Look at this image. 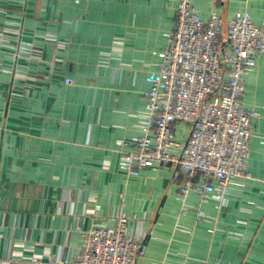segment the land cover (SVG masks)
I'll use <instances>...</instances> for the list:
<instances>
[{
    "label": "crops",
    "instance_id": "crops-1",
    "mask_svg": "<svg viewBox=\"0 0 264 264\" xmlns=\"http://www.w3.org/2000/svg\"><path fill=\"white\" fill-rule=\"evenodd\" d=\"M192 3L203 19L218 14L226 25L249 13L264 24V0ZM177 6L0 0V264L72 260L95 227H115L121 216L127 234L143 240L137 264H264V54L241 101L258 114L252 178L234 179L223 201L191 192L184 210L187 177L175 181L173 166L122 169L145 135L144 93ZM190 130L175 124V139L184 144Z\"/></svg>",
    "mask_w": 264,
    "mask_h": 264
},
{
    "label": "built area",
    "instance_id": "built-area-1",
    "mask_svg": "<svg viewBox=\"0 0 264 264\" xmlns=\"http://www.w3.org/2000/svg\"><path fill=\"white\" fill-rule=\"evenodd\" d=\"M166 38L159 72L149 77L144 93L145 135L133 139L122 169L134 174L151 163L173 166L175 181L187 177L179 195L188 210L191 192L201 202L212 194L223 201L234 179L252 178L248 164L258 114L241 101L246 76L264 54V24L255 23L249 13L226 25L218 14L203 19L192 0H178ZM179 122L191 126L184 144L174 137ZM203 215L198 210V218ZM128 223L121 216L115 227H95L74 259L50 264H137L145 255L144 244L127 234Z\"/></svg>",
    "mask_w": 264,
    "mask_h": 264
}]
</instances>
